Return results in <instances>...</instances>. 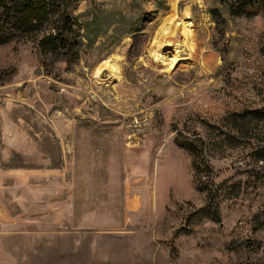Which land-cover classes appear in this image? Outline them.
Returning a JSON list of instances; mask_svg holds the SVG:
<instances>
[{
    "label": "rangeland",
    "instance_id": "obj_1",
    "mask_svg": "<svg viewBox=\"0 0 264 264\" xmlns=\"http://www.w3.org/2000/svg\"><path fill=\"white\" fill-rule=\"evenodd\" d=\"M73 15L75 63L30 39L0 45V264H264V170L223 136L230 114L264 100L263 14L80 0ZM185 15L191 41L174 49L180 27L158 31ZM154 45L178 51L175 67Z\"/></svg>",
    "mask_w": 264,
    "mask_h": 264
},
{
    "label": "trees",
    "instance_id": "obj_2",
    "mask_svg": "<svg viewBox=\"0 0 264 264\" xmlns=\"http://www.w3.org/2000/svg\"><path fill=\"white\" fill-rule=\"evenodd\" d=\"M79 1L0 0V45L18 39H30L42 56L65 61L66 64L75 63L82 45L81 34L75 25L73 15ZM217 3L224 8L229 17L250 18L259 13L264 16V0H217ZM210 13L212 20L217 24L219 19L217 10L211 9ZM227 120L228 124L223 136L228 146L234 147L240 143L249 146L253 161L261 162L260 167L264 170V100L260 107L232 113ZM246 121L255 122L262 131L248 129L245 126ZM178 146L196 155L188 142H180ZM191 167L196 181L195 188L206 191L205 195L208 197L212 196L213 192L203 188L201 182H197L199 178H196L198 173L206 174L211 171L209 166L204 165L201 168L193 160ZM207 200L206 205L209 206L202 216L215 219L214 200L211 198Z\"/></svg>",
    "mask_w": 264,
    "mask_h": 264
},
{
    "label": "bare ground",
    "instance_id": "obj_3",
    "mask_svg": "<svg viewBox=\"0 0 264 264\" xmlns=\"http://www.w3.org/2000/svg\"><path fill=\"white\" fill-rule=\"evenodd\" d=\"M175 8V6L173 7ZM186 17H183L185 19H181V22L177 25H175L174 21L175 18H171L168 20V22L159 29L158 34L162 37H170L171 35L174 34V32L177 30L178 27H180V33L181 34V40L176 42L173 45L174 49H180L183 44H185L186 41H191V29L193 27V23L191 19H188L189 17L185 15ZM151 55L157 59L158 61H161L163 63H166L169 68L175 67V65L179 62V56H178V51L175 52V54L170 55L167 57V54L163 53L161 51V46H153L151 48ZM112 70L116 72V68L114 69V65L111 67ZM137 202L135 200L131 201V204L135 206Z\"/></svg>",
    "mask_w": 264,
    "mask_h": 264
}]
</instances>
